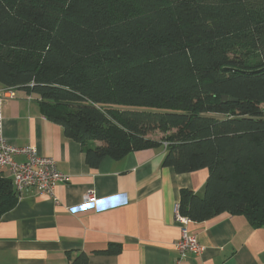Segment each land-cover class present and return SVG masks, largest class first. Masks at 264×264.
Segmentation results:
<instances>
[{"label": "trees", "instance_id": "trees-1", "mask_svg": "<svg viewBox=\"0 0 264 264\" xmlns=\"http://www.w3.org/2000/svg\"><path fill=\"white\" fill-rule=\"evenodd\" d=\"M0 83L35 95L91 167L170 131L162 164L208 170L179 213L264 226V0H0ZM18 196L0 178V216Z\"/></svg>", "mask_w": 264, "mask_h": 264}, {"label": "crops", "instance_id": "crops-1", "mask_svg": "<svg viewBox=\"0 0 264 264\" xmlns=\"http://www.w3.org/2000/svg\"><path fill=\"white\" fill-rule=\"evenodd\" d=\"M7 88L0 83L6 141L34 146L55 161L65 179L54 188L57 204L36 189L24 190L0 216V264H71L82 253L87 264H264V226L254 227L244 215L228 212L190 220L187 232L197 236L204 250L178 258L174 242L182 225L174 214L180 191L200 194L207 168L177 173L164 166L167 150L158 139L91 167L80 143L42 113L35 95L16 87L10 96ZM97 145L91 141L86 146ZM13 159L22 162L25 155ZM0 178L10 179L6 170ZM88 191L96 202L83 203ZM113 244L120 245L118 253L99 252Z\"/></svg>", "mask_w": 264, "mask_h": 264}, {"label": "built area", "instance_id": "built-area-1", "mask_svg": "<svg viewBox=\"0 0 264 264\" xmlns=\"http://www.w3.org/2000/svg\"><path fill=\"white\" fill-rule=\"evenodd\" d=\"M30 86L32 83L29 84ZM7 92L14 96V87H8ZM32 96H29L31 99ZM167 145V142L164 144ZM23 154L25 160L18 162L13 155ZM6 170L12 181L13 187L18 195L24 190L36 189L39 193L50 197L56 204L59 202L54 193L57 182L63 181L65 176L56 168V163L51 157L42 156L37 153L34 146L17 147L9 144L3 134L2 116L0 113V172ZM96 202L93 192L88 191L83 196V203ZM174 218L181 227V236L174 242V249L179 259L186 257L187 253L200 254L204 250L196 235L187 232L186 224L190 219L183 216L175 207Z\"/></svg>", "mask_w": 264, "mask_h": 264}, {"label": "rangeland", "instance_id": "rangeland-1", "mask_svg": "<svg viewBox=\"0 0 264 264\" xmlns=\"http://www.w3.org/2000/svg\"><path fill=\"white\" fill-rule=\"evenodd\" d=\"M169 134H170V131H168L166 133H162V132H160L158 130H155V131L151 132L150 134H148V137H150L152 139H159V140H162V141L166 142V141H168ZM165 142H164V144H165Z\"/></svg>", "mask_w": 264, "mask_h": 264}, {"label": "water", "instance_id": "water-1", "mask_svg": "<svg viewBox=\"0 0 264 264\" xmlns=\"http://www.w3.org/2000/svg\"><path fill=\"white\" fill-rule=\"evenodd\" d=\"M223 99H226V96H223Z\"/></svg>", "mask_w": 264, "mask_h": 264}]
</instances>
